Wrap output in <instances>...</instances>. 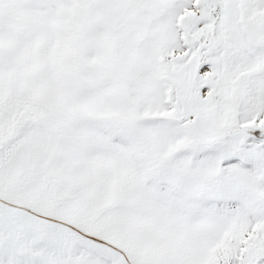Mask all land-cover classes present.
Segmentation results:
<instances>
[{"label": "snow or ice", "instance_id": "snow-or-ice-1", "mask_svg": "<svg viewBox=\"0 0 264 264\" xmlns=\"http://www.w3.org/2000/svg\"><path fill=\"white\" fill-rule=\"evenodd\" d=\"M0 264H264V0H0Z\"/></svg>", "mask_w": 264, "mask_h": 264}]
</instances>
